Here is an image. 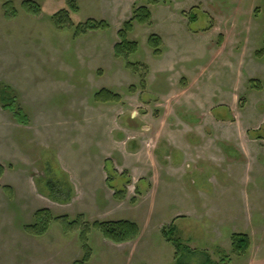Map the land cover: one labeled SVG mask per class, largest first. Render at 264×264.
<instances>
[{
  "label": "rangeland",
  "instance_id": "374dc122",
  "mask_svg": "<svg viewBox=\"0 0 264 264\" xmlns=\"http://www.w3.org/2000/svg\"><path fill=\"white\" fill-rule=\"evenodd\" d=\"M5 1L0 264H74L86 248L89 264H175L173 240L189 264L204 252L219 264L264 253V27H214L217 5L208 14L199 0H32L38 13L12 0L9 15ZM218 1L217 14H230L232 0ZM141 5L152 19L127 34L138 50L118 57L119 31ZM88 19L109 26L77 31ZM102 89L119 100L98 101ZM45 208L69 220L32 234ZM111 220L141 234L116 244L94 225ZM234 233L250 236L246 253L233 251Z\"/></svg>",
  "mask_w": 264,
  "mask_h": 264
},
{
  "label": "trees",
  "instance_id": "16d2710c",
  "mask_svg": "<svg viewBox=\"0 0 264 264\" xmlns=\"http://www.w3.org/2000/svg\"><path fill=\"white\" fill-rule=\"evenodd\" d=\"M148 3L151 4H159L161 0H146ZM24 6L27 7V9L38 13L41 10V7L39 4L35 3L32 0H26L24 1ZM76 11H78L77 5L74 3H71ZM5 11L8 13V15L11 13H15L16 9L12 6V0H6L4 3ZM61 13H65L67 15V18L70 19V14L67 10H62L57 15H60ZM55 14V16H57ZM63 19V18H62ZM152 19V11L148 7V5H141L134 9L132 17L127 20L124 25L123 29L119 31V38L120 42L116 44L115 46V55L121 58H127L130 54L135 53L138 50V44L135 41H130L127 37V34L132 31L133 26L136 22H139L141 24L149 23ZM61 23L62 26L64 22L58 21V24ZM72 25H74V22L71 21ZM109 26V23L105 20H96V19H88L84 23H78L76 24L77 31H88V30H99V29H107ZM163 44L162 38L158 34H152L149 38V45L154 48L156 54H161V46ZM134 64V63H130ZM96 98L98 101L103 102H109V101H118L119 96L115 93H113L111 90L108 89H102L99 91L96 95ZM5 101V98H3ZM15 99H12L9 101V105L13 109H15ZM8 102V101H6ZM15 115L20 119V121H23L26 119V115L22 109H15ZM4 167L0 164V176L3 174ZM109 181V179H108ZM0 187L1 184H0ZM6 190L11 191L10 186H4ZM125 189L119 190L116 192V195L122 194ZM36 222L33 224H30L27 226V230L31 232L32 234H36L39 236L44 235L49 230L50 224L53 220H69L67 216L61 217V216H54L52 211L48 208L40 209L35 213ZM75 220H72L71 223L75 224ZM94 225L103 233L104 237L106 239L111 240L112 242L116 244H122L125 242H129L137 238L140 234V227L136 222H132L129 220H111V221H96ZM87 234L85 233L82 237L84 239H87ZM173 240V239H172ZM176 244L177 248V261L175 264H189L182 259L178 258L179 252L181 251L182 245H184L179 240H173ZM89 245V243H88ZM251 246V239L248 234L245 233H234L232 235V248L233 251L237 254H244L246 253ZM185 249L192 254H196V251L185 245ZM88 251V254L84 256L83 259L77 260L74 262V264H89L90 261V249L86 248ZM204 259L200 264H219L218 262L214 261L210 254L207 252L203 253Z\"/></svg>",
  "mask_w": 264,
  "mask_h": 264
},
{
  "label": "crops",
  "instance_id": "0c3cea01",
  "mask_svg": "<svg viewBox=\"0 0 264 264\" xmlns=\"http://www.w3.org/2000/svg\"><path fill=\"white\" fill-rule=\"evenodd\" d=\"M212 2L215 6L217 5L216 17L213 16L215 20L214 27H264L260 24V21L264 20V0H232L233 7L231 8L230 14L227 15L225 13H221V15L217 14L219 11L218 7L221 5L218 0H199L198 7L201 8V6H205V9L203 8L204 12L208 13L206 11V6L208 5L209 9ZM220 30L223 31L222 29ZM224 33L226 34L225 31ZM237 40L240 42L239 38ZM261 248L262 246H259V249L262 251ZM235 263L236 260H233L229 264ZM244 264H264V253L261 254V252H259L258 254H254L252 252Z\"/></svg>",
  "mask_w": 264,
  "mask_h": 264
}]
</instances>
